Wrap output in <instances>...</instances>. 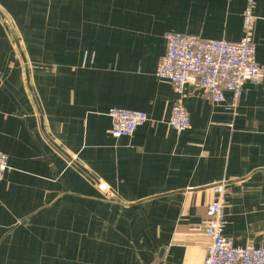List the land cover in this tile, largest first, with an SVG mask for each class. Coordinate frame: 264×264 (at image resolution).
<instances>
[{
	"label": "crops",
	"instance_id": "crops-1",
	"mask_svg": "<svg viewBox=\"0 0 264 264\" xmlns=\"http://www.w3.org/2000/svg\"><path fill=\"white\" fill-rule=\"evenodd\" d=\"M246 0H0V264H202L223 235L264 247V78L235 113L155 75L166 34L237 41ZM264 67V0H256ZM226 102L232 95L225 92ZM181 100L190 127L166 124ZM144 111L131 136L110 108ZM105 185V189L100 188Z\"/></svg>",
	"mask_w": 264,
	"mask_h": 264
},
{
	"label": "built area",
	"instance_id": "built-area-1",
	"mask_svg": "<svg viewBox=\"0 0 264 264\" xmlns=\"http://www.w3.org/2000/svg\"><path fill=\"white\" fill-rule=\"evenodd\" d=\"M255 2L246 0L241 15L242 36L237 41L203 39L182 32L167 33L166 49L156 66V77L169 81L179 96L183 95L186 85H196L212 104L222 105L234 114L244 84L258 83L264 78V67L255 57ZM225 92L232 95L230 103L226 102ZM107 115L111 120L109 133L113 137L131 136L149 120L144 111L116 107L110 108ZM166 124L178 132L190 127L189 114L181 100L172 105ZM8 169V156L0 150V184ZM100 188L106 187L100 184ZM214 191L217 198L207 205L202 218L209 240L202 264H264V247L233 246L223 235L227 205L223 199L224 184H216Z\"/></svg>",
	"mask_w": 264,
	"mask_h": 264
}]
</instances>
